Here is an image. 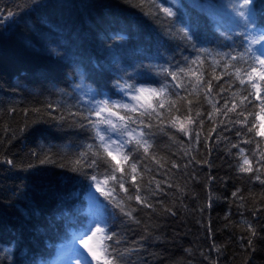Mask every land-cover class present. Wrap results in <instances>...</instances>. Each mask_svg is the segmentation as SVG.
<instances>
[{"label": "trees", "instance_id": "trees-1", "mask_svg": "<svg viewBox=\"0 0 264 264\" xmlns=\"http://www.w3.org/2000/svg\"><path fill=\"white\" fill-rule=\"evenodd\" d=\"M161 5L167 6V1L0 0V264H51L60 245L87 230L86 206L94 187H89L84 173L106 167L98 160V169L88 168L89 154L80 170L73 171L86 146L96 150L99 144L84 119L90 104L123 102L127 85L146 89L168 85L177 91L172 88L176 82L162 70L188 67L198 57L206 81L213 68L216 75L223 71L212 62L217 52L242 51L243 37L219 31L206 12L184 3L174 9L175 17H166ZM260 15L257 9L258 24ZM185 25L197 33L195 48L178 32ZM191 79L184 78L185 88ZM220 86L226 91L214 96L217 108L240 89L228 75L213 81V94ZM179 92L193 98L184 89ZM260 94L264 96V91ZM259 104L253 99L247 106L254 114L248 116L249 124L255 117L257 128L264 112ZM191 107L197 123L185 121L188 135L167 123L160 131L151 130L155 136L149 157L154 153L163 167L149 158L143 165L151 172L142 164L137 171L144 181L155 176L162 191L137 176L143 195L155 190L148 195L153 207L127 201L136 209L133 215L139 224L115 209L117 217L108 229L116 233L114 240H120L114 246L134 250L125 258L131 264H264V184L255 174L238 170V149L232 147L239 144L250 154L258 143L264 151V137L246 133L243 125L221 123L224 117L213 112L202 95ZM183 112L181 107L176 113L181 121ZM237 130L243 135H236ZM141 153L142 149L131 159ZM109 186L111 182L104 191ZM125 187L133 194L130 183ZM111 194L126 196L118 187ZM101 197L104 217L111 218L113 205Z\"/></svg>", "mask_w": 264, "mask_h": 264}, {"label": "snow or ice", "instance_id": "snow-or-ice-1", "mask_svg": "<svg viewBox=\"0 0 264 264\" xmlns=\"http://www.w3.org/2000/svg\"><path fill=\"white\" fill-rule=\"evenodd\" d=\"M193 7H197V5H193ZM257 9L261 13L259 24L257 23ZM160 10L163 11L166 17L176 16V12L171 7L161 5ZM11 15L9 13V16ZM234 15L239 27V34L243 37L242 51L235 54L230 52L216 53L212 62L214 66L222 67L223 71L219 75L215 74V68H213V75L205 81L203 72L199 67V65L203 64V60L198 57L192 60L188 67L177 65L176 71H170L167 68L162 70L164 75L171 77L172 81L176 82L172 85V88L177 89V91H171L168 85L147 89L143 87L133 88V86L127 85L122 91L125 95H128L127 89H132L131 98L133 101H137L136 104L110 103L108 100H102L89 105L88 115L84 116V119L94 129L95 138L99 141V144L95 146L96 150L91 144L86 146V151L81 153L80 159L75 161L77 167H74L73 171L80 170L81 161L89 154H91L92 159L86 162L88 168L98 169V160L102 161L106 165L102 172H94L91 175L84 173V175L91 182L89 187H94L96 191L102 192L113 205V210L111 218L105 217L96 220L79 237V243L83 244L84 249L91 255V260H87L84 253L81 252V255L87 260V264H92L93 260L97 264H131L125 258L130 256L131 251L134 250H120L115 247L114 245L120 244V240H114L116 233L108 230L112 219L117 217L115 209H119V214L127 217L128 220L139 224L140 221L133 215L136 209L132 208L127 201L134 200L144 207H153L149 202L148 195H154L155 190L149 192L148 195H143L141 184L136 183L137 176H140L142 182L148 186L154 182L155 188L162 191L161 181H157L155 176H150L147 181H144L143 173L137 171V166L138 164L143 165V160L150 158L155 160L160 167H163V164L160 163L154 153L149 157V150L153 147V137L155 136V132L151 130L155 128L160 131L162 130L161 125L167 123L172 127H178L179 131L188 135L185 121L187 124L197 123V120L192 118L193 108L191 105L193 104V99L199 103L202 95L204 101L211 105L213 112L224 117L221 123L227 121L233 126L236 124L243 125L246 133L264 136V123H261L259 128H257L254 117L252 123L249 124L248 116L254 114L247 111V106L252 104L253 99L260 101L258 107L261 111H264V96L260 94L261 91H264V88H262V85H264V0H237L234 7ZM178 32L183 40L188 42L189 46L196 47L194 37L197 36V33L194 30L185 25L180 27ZM201 51L208 52L209 50L201 49ZM216 57H219V59ZM224 75H228L234 81H238L240 89L231 92L230 99L225 100L222 108H217L219 101L215 100L214 96L221 95L226 89L220 86L217 92L213 94V81H218ZM186 76L193 77V79L188 81L187 88H185L184 84ZM179 89H184L188 96L193 98L188 99L181 96ZM142 93H148L151 99H146L144 103H139L140 94ZM153 100L154 103L152 102ZM178 101L181 102L180 107L177 106ZM181 107L184 108L182 113L185 118L184 121H181L180 117L176 115L177 112L181 111ZM229 113L234 115L229 117ZM92 115H95L97 119L91 120L90 117ZM200 115V111L196 110L195 116L199 118ZM212 118V113H209L208 119L212 120ZM261 119L264 120V117ZM153 121L156 123H153ZM198 123L202 126L204 121L200 119ZM101 125L105 127L102 129ZM81 126L83 127L84 125L81 124ZM112 134H115V138ZM236 135L242 136L243 134L240 130H237ZM195 140L198 142L199 132L195 133ZM242 142L251 144L255 141L253 139H243ZM232 147L238 149L237 153H235L238 161V170L242 173L255 174L254 178L264 184V179H262V174H264V151L259 149V144L257 143V149L250 154L240 147L239 144H233ZM101 149L102 151H100ZM141 149L142 153L137 155L134 160L131 159L133 153H140ZM8 163H11V161H8ZM125 166H127V171H125ZM176 166L173 165V167ZM143 168L145 172H151L147 165H143ZM118 173L119 175H117ZM109 182H111V186L107 187L106 191L102 190L101 185H108ZM125 183H130L134 190L133 194H128L129 190L125 187ZM117 187L126 193L125 197L117 198L111 194L115 192ZM105 208H107V205H105ZM168 211L171 210L169 209ZM93 228L95 229L94 231ZM248 230L252 237L256 236V230L251 224L248 225ZM97 234H100L103 238L99 251L90 246V241ZM108 241L113 243H107ZM248 246H252V239L248 240Z\"/></svg>", "mask_w": 264, "mask_h": 264}, {"label": "rangeland", "instance_id": "rangeland-1", "mask_svg": "<svg viewBox=\"0 0 264 264\" xmlns=\"http://www.w3.org/2000/svg\"><path fill=\"white\" fill-rule=\"evenodd\" d=\"M167 6L173 8L182 7L184 3H188L190 5H197V8L209 14L212 19L215 21L217 29L224 34H239V27L236 23V17L234 15V7L237 3V0H166ZM264 88V85H262ZM262 92V91H261ZM131 94L125 95L124 101L119 103H129L136 104L137 101H133L131 98ZM139 103H144L146 99H151L148 93L140 94ZM264 117V112L260 114L258 118L259 126L261 123H264V120L261 118ZM105 126L101 125L103 129ZM115 138V134H112ZM264 137V136H263ZM102 190H104V184L101 185ZM101 196H103L102 192H98L93 189L91 194L88 197V205L86 206V210L88 216L90 218V222L88 227L93 224L96 220H99L104 217L102 204H101ZM88 229V228H87ZM95 229L93 228V231ZM86 231V230H85ZM84 234H78L74 236L72 242L69 244H62L58 247V257L51 264H87V260H91V255L84 249L83 244L79 243V237ZM103 238L100 234H97L96 237L90 241V246H92L95 250H100L101 240ZM81 252L84 253L85 257L81 255ZM95 261H92V264Z\"/></svg>", "mask_w": 264, "mask_h": 264}]
</instances>
